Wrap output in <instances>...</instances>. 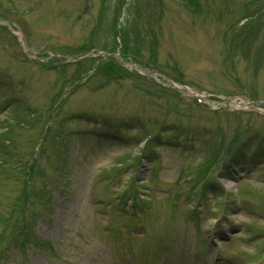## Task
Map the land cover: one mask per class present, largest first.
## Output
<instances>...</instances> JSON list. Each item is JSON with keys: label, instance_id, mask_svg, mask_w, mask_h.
<instances>
[{"label": "rangeland", "instance_id": "rangeland-1", "mask_svg": "<svg viewBox=\"0 0 264 264\" xmlns=\"http://www.w3.org/2000/svg\"><path fill=\"white\" fill-rule=\"evenodd\" d=\"M39 4L43 5L41 9ZM82 9L85 11L80 13ZM103 9L109 23L106 46H112L114 53L119 51L123 58L110 68L119 82L106 84L103 77L96 75L98 68L82 82L59 113L61 118L67 114L74 119L66 121L64 130L70 132L69 137L54 140L57 147L49 144V138L56 135L52 129L49 135H43L48 141L41 149L34 148L31 157L27 152L24 155L29 145L21 131L26 128L16 125L18 136L14 140L21 150L11 148L13 140L5 149V159H0L4 165L0 172V251L13 243L22 248L14 250L12 245L0 256V264H129V256L141 252L143 241H131L126 253L117 251L115 256L109 228H115L118 219H127L116 215L106 203L113 199L122 203L123 199L133 210L131 195H136L135 207L142 210L133 222L147 223V230L155 229L153 223L179 226V235L176 237L172 231L168 237L171 247L177 242L187 254L198 246L199 242L194 243V228L193 233L190 229L193 221H200L199 232L207 231L220 250L215 251L211 245L202 258L204 264H215L219 257L226 261L221 264H238L232 259L236 256H244L243 263L264 264V251H259L264 248V117L258 113L234 117L226 112H207L206 109L223 107L224 101L210 100L197 107L173 89L170 80L157 78L160 74L183 80L193 89L264 101V0H0V26L5 28H0V68L6 66L15 81L24 80L30 85L17 98L19 102L39 105L51 89L62 87L79 69L40 70L32 62L26 66L21 61L20 43L13 41L12 34L21 35L29 43L33 56L29 55L30 60L56 52L65 57L86 55L79 48L89 38V32L97 28ZM71 13L76 15L72 17ZM243 46L251 47L247 51ZM92 52L95 51L87 55ZM150 73L155 75L149 77ZM142 78L157 86H153L151 99L178 106L177 116L167 118V124L180 120L179 128L184 133L190 128L200 136L212 131L214 146L209 144L208 136L202 138L203 150L198 155H194L198 148L184 155L174 153L175 149L165 144L169 137L166 128L161 135L164 141L153 144L155 148L147 150L148 158L138 167L137 148L126 147L125 141H113L115 136L111 140L110 133L115 135L119 120L149 121L157 117L152 116L153 111L150 117L146 110L130 106L137 102L134 94L138 97L140 93L132 91ZM8 88H0V98ZM165 94L170 96L162 99ZM186 101L189 105L184 104ZM224 109L232 112L230 107ZM83 110L101 113L111 126L102 128L98 137L88 133L87 138L77 142L73 140L74 129L84 130L85 124H77L75 119L81 117L77 111ZM14 113L6 106L0 110V133L4 127L10 130L9 126L15 125ZM183 115H188V122H184ZM36 122H41L42 129L31 125L29 130L42 134L46 130L45 117ZM131 125L133 131L138 127ZM245 132L242 139L255 133L263 138L250 162L244 167L243 161L255 140L252 138L232 174L221 176L214 169L206 181H199L208 165L203 162L206 156L216 152L218 145L221 153L223 146ZM116 133L126 140L132 135L131 131ZM191 143L198 145L197 141L188 142ZM41 150L50 158L48 155L45 160ZM20 151L21 156H17L15 153ZM30 160L33 166L27 176L26 163L30 164ZM130 163L132 168L128 167ZM156 167H160L158 175H154ZM204 187L210 191L200 198ZM221 218L222 228L213 227ZM30 224L23 242V232ZM35 242L45 245L34 248ZM117 248L122 245L117 243ZM111 255L120 262L112 261Z\"/></svg>", "mask_w": 264, "mask_h": 264}]
</instances>
